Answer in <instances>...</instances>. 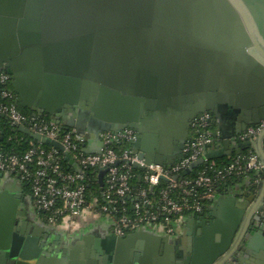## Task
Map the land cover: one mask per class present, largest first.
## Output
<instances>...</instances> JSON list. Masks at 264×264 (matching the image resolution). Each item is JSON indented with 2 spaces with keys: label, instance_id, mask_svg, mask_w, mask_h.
Masks as SVG:
<instances>
[{
  "label": "water",
  "instance_id": "1",
  "mask_svg": "<svg viewBox=\"0 0 264 264\" xmlns=\"http://www.w3.org/2000/svg\"><path fill=\"white\" fill-rule=\"evenodd\" d=\"M1 72L9 75L17 105L34 116L48 114L62 127H75L88 143L86 152L101 145V131L131 127L137 131L133 151L146 163L170 166L182 157L194 120L210 112L221 141L184 173L206 159L249 147L264 157V132L255 140L237 137L264 119V0H0ZM15 125L63 150L59 141ZM65 155L83 171L69 152ZM105 171L98 170L101 189ZM15 179L16 190L23 192L21 180ZM22 198L6 190L0 209L2 204L20 205L13 236L27 243L50 229L27 218ZM197 217L192 213L187 219L189 228L201 224ZM254 218L264 234L263 206ZM238 219L233 216L215 231V239L207 229L190 264H220L227 255L214 261L230 246ZM153 225L126 235L106 233L96 240L97 253L87 263L98 264L104 253V259L116 258L110 250L131 244ZM162 237L173 236L163 229ZM20 246L0 245V264H41ZM86 251L80 256L88 258ZM85 263L83 258L69 262Z\"/></svg>",
  "mask_w": 264,
  "mask_h": 264
},
{
  "label": "built area",
  "instance_id": "2",
  "mask_svg": "<svg viewBox=\"0 0 264 264\" xmlns=\"http://www.w3.org/2000/svg\"><path fill=\"white\" fill-rule=\"evenodd\" d=\"M7 82H10L9 75L1 72L0 84ZM15 98L12 86L2 87L0 113L7 116L13 124H24L32 132L59 141L63 150L52 145L50 148L36 145L24 153L0 150V171L31 184L33 206L35 209L50 211L47 216L50 224H57V216L62 218V224H68L84 215H97L104 216L110 223L112 233L117 235H126L149 223L159 224L168 234L173 235L178 232L185 210L196 214L203 209L204 200H211L215 196L218 180L264 171V157L250 147L248 153L234 155L228 165L214 168V177L204 171L194 178L179 177L193 161L205 155L213 144L221 141L214 135L215 129L209 127L213 122L210 112H204L194 120L191 135L182 149V157L170 166H165L146 163L144 158L133 151L132 146L137 138L134 128L103 130L98 136L101 145L95 151L86 152L85 146L88 143L84 136L77 133L75 127L66 128L55 120L38 119L37 116L42 115L29 117L17 108ZM262 132L264 119L258 124L249 125L237 137L240 141L255 140ZM123 141L130 143L131 147L119 151L112 146L115 142ZM261 145L264 152V134ZM65 152L70 153L83 171L76 170L69 162L68 169L64 168L62 158L64 155L66 159ZM205 161L214 164V159ZM70 166L73 169H69ZM133 167L144 169V173L138 177L146 186L137 187L133 184ZM102 168L106 171L103 175V187L100 188L103 202H99L95 196L89 198L91 191L88 190L89 178L85 172L94 169L98 180V170ZM161 179L168 181L167 186L160 188L157 195L151 194ZM199 187L203 188L202 192L196 190ZM132 196V211L129 212L128 204L119 202L126 203V199ZM262 197L264 210V189ZM36 215L39 216L37 213Z\"/></svg>",
  "mask_w": 264,
  "mask_h": 264
},
{
  "label": "flooded vegetation",
  "instance_id": "3",
  "mask_svg": "<svg viewBox=\"0 0 264 264\" xmlns=\"http://www.w3.org/2000/svg\"><path fill=\"white\" fill-rule=\"evenodd\" d=\"M12 210L13 211L10 213H6L5 221L2 220L3 222H0V245H5V247H18L21 244V248L23 246L26 248V253L24 254L34 257L35 260L40 261L41 264H69L72 259L77 258H83L86 261L85 264H88L87 261L89 259H94L91 257V254L97 249L96 240L103 239L104 235L108 232L112 233V228L109 222L106 221L100 223L101 225L98 224V221L93 222L91 225H82L79 222L81 218H77L66 225L56 226L55 224L43 221L42 218L37 216L40 224L49 227L50 230L48 231V235L45 236L44 232L38 237L32 235L34 237L29 239L27 243L20 242L18 238L13 236L18 226V209L14 207ZM255 222L256 219L254 223ZM254 223L247 227L244 236L247 234L248 230H260L258 227L254 226ZM244 226L243 224L238 227L234 238L235 241L243 234ZM23 229H26V227H23ZM189 229L192 231L188 233V239H183L184 234L182 233L173 234L172 239H162L160 244L157 245V250H153L152 248L156 246L154 243L151 244L144 241L140 243L138 241L137 243L134 242L133 246L122 244L118 246V248L115 247L116 249L109 251L112 255L116 256V258L112 260L109 258L104 259V253L102 254L103 258L98 261V264H103L104 262H107V264H124L128 262L135 264H142L143 262H148L150 264H190L193 256H195V248L198 245L197 238L202 236L205 231V226L204 224L201 225L199 222H195ZM25 236H27V234ZM244 236H242L238 242L237 249L241 246ZM147 249H152V251L146 252ZM86 250L89 252L88 258L85 256L81 257L80 253H85ZM144 251L146 253L143 254ZM137 253L140 254L138 258L136 256ZM235 253L236 254H230L220 264H226L230 259L233 260V262L241 263V255H238L239 252ZM117 256L119 257L117 258ZM221 257L218 259L220 260Z\"/></svg>",
  "mask_w": 264,
  "mask_h": 264
},
{
  "label": "crops",
  "instance_id": "4",
  "mask_svg": "<svg viewBox=\"0 0 264 264\" xmlns=\"http://www.w3.org/2000/svg\"><path fill=\"white\" fill-rule=\"evenodd\" d=\"M215 129H218L217 124ZM15 183L17 182L13 175H0V198L2 196V193L6 190H8L13 195L22 194L23 202L21 203V208L25 210L27 218L39 223L30 196L24 190V186L23 192L17 191V184ZM263 189L264 171H257L251 174H247L243 179L224 186L221 190H219L208 204L206 213L203 216H198L197 219L201 220V225L204 224L205 231H207L208 229V232H212L211 237L213 239H215V231L217 232V230H222L223 228H225L228 220L233 216H237L239 218L238 222L240 226L243 224L245 225L247 222V228L249 225L254 223V216L258 213V208H260L263 204ZM80 218L81 220L79 222L82 225H91L96 221H98V224L101 225L100 223H102L104 220V218L97 217V215H84ZM185 220L180 222L177 233L184 234L183 239H188L187 230L189 226L187 223L188 220ZM262 223H264V221H261V224ZM163 229L164 228L161 225L154 224L151 228L141 230L138 235L133 238L132 243L129 245L133 246L134 242L137 243L138 241L140 243L144 241L151 244L154 243V245L156 246L152 248L153 250H157V245L160 244L161 240L163 239ZM244 234L245 232L242 234V236H244ZM207 236L205 235V233H203L201 237L197 238L199 246L203 242H205ZM234 238L232 239V242L228 249L222 255L218 256L214 262L219 260L218 258H220L221 256L227 255V258L230 254H236L235 252H239L238 255H241V263L233 262V260L230 259L226 264H264L263 233H261L259 230H248L247 234L242 239L241 246L239 247L240 251L239 249H237V245L235 246L236 241ZM214 241L216 242V240ZM233 246L235 248L230 253V250ZM148 251H152V249H147L146 252ZM146 252L144 251L143 254ZM137 254L138 258L140 254Z\"/></svg>",
  "mask_w": 264,
  "mask_h": 264
},
{
  "label": "trees",
  "instance_id": "5",
  "mask_svg": "<svg viewBox=\"0 0 264 264\" xmlns=\"http://www.w3.org/2000/svg\"><path fill=\"white\" fill-rule=\"evenodd\" d=\"M2 87L11 88V83L7 82L5 84H0V89ZM17 108L21 112L27 114L29 117H32L31 111H29L26 108L21 107L19 105H17ZM37 117H38V119H44L47 121L54 120L48 114H43L42 116H37ZM209 127L212 129H215L216 123L211 122ZM192 134H193V132H192ZM36 145H41L45 148L51 147L50 144H47L44 142H38L37 140L31 138L27 134H25L21 131H18L15 124H13L7 116H5V115L1 116V113H0V150L5 151V152H9V153H24L29 148L36 146ZM112 146L115 149L122 151L125 148H130L131 144L123 141V142H115L112 144ZM250 150H251V148L249 147V148L243 149L241 152L243 154H246ZM236 154H237V152H233V153L228 154V155L216 157V158H214V164H211L209 161L202 162V163L198 164L197 166H195L193 169H191L187 173H184L182 171L179 174V177L180 178H194V177L198 176V174L201 171H204L206 174L214 177V174H215L214 168H221V167L228 165V163L232 160V157ZM62 164H63L64 168L68 169V167H69L68 161L64 158V155L62 158ZM69 169H73V167L70 166ZM132 172L134 173V176L132 178L133 184L137 187L146 186L145 182L138 177V175L144 173V169L141 167H133ZM85 173H86V176L89 178L88 190L91 191V192H89L90 193L89 198L95 196V197H97L99 202H103L102 196L100 194V184H99V181L97 180L96 171L94 169H91V170L86 171ZM251 173H253V172H249V174H251ZM245 175H247V174L234 175V176H231L230 178H227L225 180H218V182L216 183V188H217L216 193L219 190H221L224 186H227L229 184L235 183L236 181L243 179L245 177ZM22 184L24 186V190L30 196L32 203H34V197L32 195V191H31V184L27 181H23ZM167 184H168V181L166 179H161L159 185L154 188V190L151 192V194L157 195L159 192V189L162 187H166ZM196 190L198 192H202L203 188L199 187ZM132 200H133V196L128 197L126 199V203L119 202V204H128V210H129V212H131L132 211V208H131ZM210 201L211 200H204L203 201L204 202L203 209L200 212H196L197 216H203L206 213L207 206L210 203ZM35 212L40 216V218H42L43 221H45V222L48 221L47 216L50 214V211L35 209ZM191 215H192L191 211L185 210L183 213V216H182V221H184L185 219H188ZM97 217L104 218V216H97ZM56 220H57L56 226L57 225H63L62 224V218L60 216H57Z\"/></svg>",
  "mask_w": 264,
  "mask_h": 264
},
{
  "label": "rangeland",
  "instance_id": "6",
  "mask_svg": "<svg viewBox=\"0 0 264 264\" xmlns=\"http://www.w3.org/2000/svg\"><path fill=\"white\" fill-rule=\"evenodd\" d=\"M15 207V209H20V205L19 204H2V209H0V219L5 221L6 218V213H10L11 211H13L12 209ZM2 222V221H1Z\"/></svg>",
  "mask_w": 264,
  "mask_h": 264
}]
</instances>
